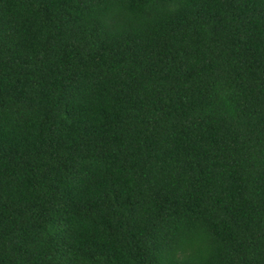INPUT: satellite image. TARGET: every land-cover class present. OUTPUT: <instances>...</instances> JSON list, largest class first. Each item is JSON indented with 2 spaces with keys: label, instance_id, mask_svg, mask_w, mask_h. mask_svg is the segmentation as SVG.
I'll list each match as a JSON object with an SVG mask.
<instances>
[{
  "label": "trees",
  "instance_id": "trees-1",
  "mask_svg": "<svg viewBox=\"0 0 264 264\" xmlns=\"http://www.w3.org/2000/svg\"><path fill=\"white\" fill-rule=\"evenodd\" d=\"M100 2L0 0V264H264V0Z\"/></svg>",
  "mask_w": 264,
  "mask_h": 264
},
{
  "label": "clouds",
  "instance_id": "clouds-1",
  "mask_svg": "<svg viewBox=\"0 0 264 264\" xmlns=\"http://www.w3.org/2000/svg\"><path fill=\"white\" fill-rule=\"evenodd\" d=\"M97 13L116 30H144L154 25L164 15L165 9L150 0H101L96 5ZM176 248L192 264H218L223 249L214 240L206 224L193 221L178 222ZM168 264H182L172 253L167 256Z\"/></svg>",
  "mask_w": 264,
  "mask_h": 264
}]
</instances>
